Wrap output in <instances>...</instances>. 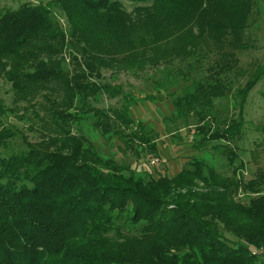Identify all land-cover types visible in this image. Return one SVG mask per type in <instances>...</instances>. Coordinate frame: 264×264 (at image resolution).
<instances>
[{
	"label": "trees",
	"instance_id": "obj_1",
	"mask_svg": "<svg viewBox=\"0 0 264 264\" xmlns=\"http://www.w3.org/2000/svg\"><path fill=\"white\" fill-rule=\"evenodd\" d=\"M129 1L138 4L132 13L118 0H52L0 14V69L3 60L12 63L7 78L15 92L14 107L0 99V264H264V168L245 179L235 150L264 64L233 97L239 120L230 109L221 121L215 115L219 100L233 95L229 75L237 52L250 47L258 0ZM190 58L210 60L209 73L173 99L177 118L197 120L196 149L225 142L231 175L194 156L175 176L148 178L74 132L91 113L100 137L157 153L159 134L128 112L134 95L121 109L92 103L104 92L121 93L105 69L140 71ZM53 83L66 98L45 108L36 96L50 101L59 92ZM13 115L38 140L12 124ZM18 135L26 147L10 151Z\"/></svg>",
	"mask_w": 264,
	"mask_h": 264
},
{
	"label": "rangeland",
	"instance_id": "obj_2",
	"mask_svg": "<svg viewBox=\"0 0 264 264\" xmlns=\"http://www.w3.org/2000/svg\"><path fill=\"white\" fill-rule=\"evenodd\" d=\"M52 0H0V14L6 8H17L25 2L34 5L47 4ZM122 3L126 12L132 13L138 5L129 0H118ZM53 13L64 28L70 29L69 20L59 8L53 6ZM250 47L239 50L237 56L239 65L229 75L230 87L233 93L230 99H220V110L215 111L217 121L223 120L227 111L238 119L239 104L236 109L231 108L230 104L237 89L243 86L257 63L264 64V0H258L255 8V15L252 25L248 31ZM69 61L70 55H65ZM6 62L5 71L0 69V99L9 107H14L15 96L12 89V83L8 80L12 63ZM71 62V61H70ZM69 65V63H68ZM210 60L190 58L187 61L177 59L174 63H162L158 66H151L143 70H120L114 71L112 68L104 70L106 82L119 86L121 93L117 96L109 95L104 92L99 95L92 103L98 108L121 109L129 100L130 95H134V101L130 104L128 112L136 122H143L146 130H152L153 135L157 137L158 152H140L127 148L122 140L113 138L110 141L100 137V130L95 127L93 114L89 113L86 120L75 126L74 132L77 135H83L93 140L98 149L105 155L117 159L121 163L130 164L138 174H145L148 178L168 174L175 176L194 156H204L211 167L216 168L223 175H231L233 167L229 164L225 155L226 147L224 141H213L207 143L200 150L193 145V137L197 120L191 118L188 123H184L177 118L173 99L181 96L183 91L188 88H194V82L204 78L208 73ZM72 66V65H70ZM115 72V73H114ZM174 83L176 85L170 87ZM59 92L50 94V101L44 100L39 94L36 98L50 108L54 101L66 98L60 83H53ZM147 97H149L147 99ZM239 100V99H238ZM92 101V99H90ZM25 106L21 102L20 105ZM230 107V108H229ZM35 111L41 116L45 115L44 107L35 108ZM32 111V110H31ZM35 111L28 115L34 116ZM22 112H19L21 114ZM47 120L50 119L47 117ZM10 121L17 128L22 129L32 141L38 140L39 133L35 134L28 131L25 127L28 123L11 116ZM243 138L237 141L236 152L239 154L246 168L244 169L245 179L252 178L259 168H264V78L250 92L244 104L243 114ZM22 136L18 135L13 141L10 151L25 148ZM158 158L156 163L152 159ZM238 163V162H237ZM243 201H246L245 199Z\"/></svg>",
	"mask_w": 264,
	"mask_h": 264
},
{
	"label": "built area",
	"instance_id": "obj_3",
	"mask_svg": "<svg viewBox=\"0 0 264 264\" xmlns=\"http://www.w3.org/2000/svg\"><path fill=\"white\" fill-rule=\"evenodd\" d=\"M157 161H159L158 158H154V159H152V162H153V163H156Z\"/></svg>",
	"mask_w": 264,
	"mask_h": 264
}]
</instances>
